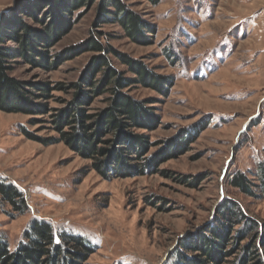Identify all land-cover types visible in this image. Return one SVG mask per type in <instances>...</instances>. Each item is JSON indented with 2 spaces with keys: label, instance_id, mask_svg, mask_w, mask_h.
Returning a JSON list of instances; mask_svg holds the SVG:
<instances>
[{
  "label": "rangeland",
  "instance_id": "rangeland-1",
  "mask_svg": "<svg viewBox=\"0 0 264 264\" xmlns=\"http://www.w3.org/2000/svg\"><path fill=\"white\" fill-rule=\"evenodd\" d=\"M33 1L0 0V19L20 16L41 28L22 13ZM122 1L153 28L145 32V43L117 23L99 24L102 0H96L72 13L70 30L50 54L58 56L99 31L103 43L166 77L165 95L140 83L125 91L159 117L152 130L134 129L152 143L145 157H163L169 148L181 153L145 174L106 179L63 143L25 137L19 127L30 116L0 110V181L16 186L27 206L16 212L0 199V232L11 250L25 241L33 220H44L54 233L81 236L94 248L84 264H176L181 241L211 223L224 198L264 222V195L247 196L228 183L238 171L254 179L264 161V0ZM94 54L82 52L51 70L16 58L10 74L67 85ZM111 58L127 77L136 76ZM70 98L71 90H55L49 106L61 107ZM105 98L96 97L90 111L105 107ZM28 129L56 134L49 122Z\"/></svg>",
  "mask_w": 264,
  "mask_h": 264
},
{
  "label": "trees",
  "instance_id": "trees-1",
  "mask_svg": "<svg viewBox=\"0 0 264 264\" xmlns=\"http://www.w3.org/2000/svg\"><path fill=\"white\" fill-rule=\"evenodd\" d=\"M94 1L34 0L22 13L40 23L41 28L31 27L20 16L0 19V110L30 116V126L49 122L54 135L38 136L28 125H20L19 129L25 137L43 145L63 143L81 158L89 159L91 168L103 178L142 175L181 152L170 154L169 148L163 157H145L152 143L146 134L134 129L152 130L158 126L159 117L154 108L134 99L125 89L140 83L165 95L169 80L149 70L139 59L103 43V34L97 30L58 56L50 54V48L70 30L72 13ZM98 11L99 24L117 23L138 43H145V32L153 30L122 0H102ZM40 13L42 17L38 18ZM87 51L95 54L78 79L67 85L22 81L10 74L16 58L33 68L51 70L63 60ZM111 55L136 76L127 77L115 66ZM55 90H71V98L64 100L63 106L51 108L48 100ZM100 95H106V106L90 111L92 101ZM47 114L49 119L42 118ZM228 183L247 196L264 195V161L258 164L254 179L238 171ZM0 199L16 212L27 208L22 192L3 181ZM23 235L25 241L11 250L0 232V264H84L94 251L83 237L56 234L44 220H33ZM179 248L176 264H264V222L249 216L239 201L224 198L212 222L195 236L182 240Z\"/></svg>",
  "mask_w": 264,
  "mask_h": 264
}]
</instances>
